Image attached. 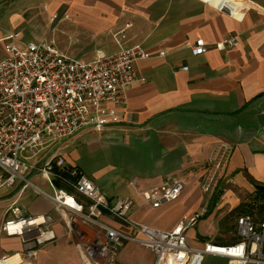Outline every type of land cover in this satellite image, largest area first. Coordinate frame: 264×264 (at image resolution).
<instances>
[{
  "label": "crops",
  "instance_id": "obj_1",
  "mask_svg": "<svg viewBox=\"0 0 264 264\" xmlns=\"http://www.w3.org/2000/svg\"><path fill=\"white\" fill-rule=\"evenodd\" d=\"M216 1L0 0V59L6 53L2 38L14 31H20L16 41L20 47L52 42L85 62L99 50L111 53L138 43L148 50L151 56L136 63L140 78L127 88L128 104L118 120L106 126L89 124L47 144L31 160L42 164L63 155L107 197L132 196L131 219L163 230H172L209 206L187 229V243L194 247L213 240L219 210L221 216L240 209L238 216L258 217L264 194V12L257 8H264V0H233L250 7L240 18L221 10ZM54 14L60 18L51 22ZM228 33L237 34L240 42L221 50L216 43ZM199 38L206 41L207 50L193 55L191 46ZM209 171L225 183L214 201L201 187ZM38 175L33 171L29 178ZM174 178L184 182L177 200L153 207L141 195ZM29 188L18 182L0 198V256L22 250L20 237L2 230L16 204L29 214L51 213L54 219L56 239L25 264H83L78 237L66 224V211L35 190L28 194ZM44 189L51 191L50 186ZM252 208L257 211L252 213ZM104 218L120 226L116 219ZM137 246L145 250V257L139 256ZM210 256L213 264L228 262L227 257ZM155 259L143 245L126 242L115 264H155Z\"/></svg>",
  "mask_w": 264,
  "mask_h": 264
},
{
  "label": "built area",
  "instance_id": "obj_2",
  "mask_svg": "<svg viewBox=\"0 0 264 264\" xmlns=\"http://www.w3.org/2000/svg\"><path fill=\"white\" fill-rule=\"evenodd\" d=\"M216 2L221 10L237 18L250 8L238 6L233 0ZM257 8L264 12L263 7ZM59 18L54 14L50 20ZM19 37L20 31H14L2 38L6 53L0 59V198L4 190L22 182L58 209H64L68 230L78 237L83 264H115L126 242L139 243L152 251L155 264H203L207 255L227 257V264H264V194L258 217H237L234 241L209 240L202 247H194L187 243V229L199 222L205 209L195 211L172 230H163L131 219L135 203L132 196L107 197L95 181L77 168H70L63 155L42 164L33 162L31 159L40 155L47 144L74 135L89 124L106 126L118 120L128 104L127 88L140 78L136 63L151 54L138 43L111 53L99 50L93 60L85 62L52 42H29L20 47L16 44ZM239 42L237 34L228 33L216 45L225 50ZM206 50L202 38L191 46L193 55H202ZM33 171L40 173L51 191L32 182L29 174ZM56 180L64 186L59 187ZM183 187V180L170 179L143 190L141 195L153 207H159L177 200ZM8 214L2 230L7 236L20 237L22 250L1 255L0 264H25L56 239L51 213L33 215L15 204ZM105 215L119 221L120 226L109 223Z\"/></svg>",
  "mask_w": 264,
  "mask_h": 264
},
{
  "label": "rangeland",
  "instance_id": "obj_3",
  "mask_svg": "<svg viewBox=\"0 0 264 264\" xmlns=\"http://www.w3.org/2000/svg\"><path fill=\"white\" fill-rule=\"evenodd\" d=\"M211 165L209 164L208 167H210ZM71 168V166H70ZM79 170V169H78ZM211 170V169H210ZM176 179V178H174ZM32 180L35 181V183H37L38 185L49 189V184L43 180V178L38 175L36 177H32ZM170 180V179H169ZM100 186V185H99ZM225 186V183L223 181V177H217L214 175H211V172H207L206 175H204L201 179V187L203 189V191L205 192L206 198L209 201H214L215 197H219L222 194V188ZM207 187V188H206ZM30 190H28V194H30L32 191H34L35 189L33 187L29 188ZM27 195L24 197V199H22L21 203L25 202L27 200ZM247 198H245L244 200H246ZM251 200H256L255 198H252ZM257 202V201H256ZM255 202V205H256ZM212 202H210L211 204ZM253 207V206H252ZM205 209V214L207 213L209 206ZM249 211H252V213H255L257 211V209H251ZM242 212V210L240 209H235L231 212H227L225 214H223V216H221L222 212L221 210H219L217 212V219L218 220L215 224V227H213V240L217 241V242H232L236 239V217ZM204 214V215H205ZM139 247V246H137ZM141 253L139 254V256L141 257H145V250H143L141 247H139ZM203 264H213V257L210 255H207L205 257L204 263Z\"/></svg>",
  "mask_w": 264,
  "mask_h": 264
},
{
  "label": "trees",
  "instance_id": "obj_4",
  "mask_svg": "<svg viewBox=\"0 0 264 264\" xmlns=\"http://www.w3.org/2000/svg\"><path fill=\"white\" fill-rule=\"evenodd\" d=\"M56 184H57L58 186H64V185L62 184V182H60L59 180H56Z\"/></svg>",
  "mask_w": 264,
  "mask_h": 264
}]
</instances>
